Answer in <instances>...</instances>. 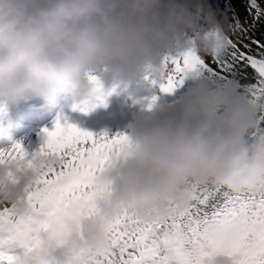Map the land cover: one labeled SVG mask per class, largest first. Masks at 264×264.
<instances>
[{
    "label": "clouds",
    "instance_id": "obj_1",
    "mask_svg": "<svg viewBox=\"0 0 264 264\" xmlns=\"http://www.w3.org/2000/svg\"><path fill=\"white\" fill-rule=\"evenodd\" d=\"M228 36L210 0H0V108L31 98L54 106L61 95L91 102V76L105 93L116 89L107 101L123 93L141 104L146 77L159 80L165 58L189 50L211 58ZM184 84L174 105L154 104L128 126L122 157L96 179L106 191L94 217L63 246H47L44 264L108 253L109 226L124 214L165 222L188 205L189 184L234 195L264 187V135L241 86L194 75ZM35 179L0 167V205L24 214Z\"/></svg>",
    "mask_w": 264,
    "mask_h": 264
},
{
    "label": "snow or ice",
    "instance_id": "obj_2",
    "mask_svg": "<svg viewBox=\"0 0 264 264\" xmlns=\"http://www.w3.org/2000/svg\"><path fill=\"white\" fill-rule=\"evenodd\" d=\"M212 5L224 14L229 29L216 53L204 59L189 50L165 58L161 78L146 80L160 93L173 94L189 75L232 79L257 109L258 133L264 135V7L260 0H245L242 17L232 3ZM89 79L94 99L73 109L84 114L106 106L116 92L105 93L97 77ZM157 98H150L148 110ZM45 137L31 156L20 144L0 151V167L36 174L25 196L24 214L0 205V264H44L47 246H63L81 221L93 218L94 203L106 191L96 179L122 157L128 143L126 134L109 138L59 120L54 130H45ZM37 160L51 163L37 169ZM188 188V205L173 210L165 222L141 223L124 214L109 226L108 253L87 260L77 257L72 264H264V187L238 195L211 185Z\"/></svg>",
    "mask_w": 264,
    "mask_h": 264
},
{
    "label": "rangeland",
    "instance_id": "obj_3",
    "mask_svg": "<svg viewBox=\"0 0 264 264\" xmlns=\"http://www.w3.org/2000/svg\"><path fill=\"white\" fill-rule=\"evenodd\" d=\"M210 2L220 4L232 3L236 11L242 17L246 16L245 0H210ZM260 2L261 5H263V0H260ZM248 19L250 20L251 17H248ZM186 87L187 86L183 84V86L177 89L173 94H162L159 92L158 88H154L151 84L146 82L141 104H134L132 100L122 93L119 96H112L106 102V106H98L87 114H84L79 110H73L75 106L80 104V102L74 100L70 96L67 108H65L62 113H58L56 118L48 126L39 129L38 132H36L37 130L32 131L27 134L24 139L17 141L11 148L16 144H20L29 156L38 152L46 138L45 130H54L58 120L61 124H64L66 121L69 124L77 126L81 130L91 132L95 135L108 132L109 138L117 134H126V129L136 118H140L149 112L148 103L152 96L155 95L159 97L155 103V108H167L171 105V100L175 96L181 95L186 90ZM36 100V98L29 99L27 102H24V106L31 107Z\"/></svg>",
    "mask_w": 264,
    "mask_h": 264
},
{
    "label": "trees",
    "instance_id": "obj_4",
    "mask_svg": "<svg viewBox=\"0 0 264 264\" xmlns=\"http://www.w3.org/2000/svg\"><path fill=\"white\" fill-rule=\"evenodd\" d=\"M263 2H264V0H263ZM263 7H264V3H263V5H262ZM258 35H259V33H258ZM185 92V91H184ZM184 92L181 94V95H179V96H175L171 101V105L170 106H172V105H174L176 102H177V100H179V98L184 94ZM148 114H150L149 112H147L145 115H148ZM144 116V115H143Z\"/></svg>",
    "mask_w": 264,
    "mask_h": 264
},
{
    "label": "bare ground",
    "instance_id": "obj_5",
    "mask_svg": "<svg viewBox=\"0 0 264 264\" xmlns=\"http://www.w3.org/2000/svg\"><path fill=\"white\" fill-rule=\"evenodd\" d=\"M12 111H14V107L11 109V112ZM19 115H22V113L21 114H19ZM3 132H2V130L0 129V135L2 134Z\"/></svg>",
    "mask_w": 264,
    "mask_h": 264
}]
</instances>
